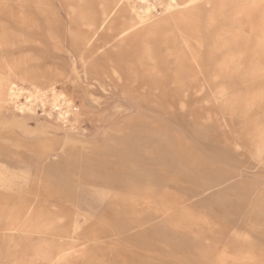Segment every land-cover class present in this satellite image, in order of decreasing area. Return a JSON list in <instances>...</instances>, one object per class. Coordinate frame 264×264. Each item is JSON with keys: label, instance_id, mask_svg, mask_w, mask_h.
<instances>
[{"label": "rangeland", "instance_id": "rangeland-1", "mask_svg": "<svg viewBox=\"0 0 264 264\" xmlns=\"http://www.w3.org/2000/svg\"><path fill=\"white\" fill-rule=\"evenodd\" d=\"M185 1L0 0V264H264V0Z\"/></svg>", "mask_w": 264, "mask_h": 264}, {"label": "built area", "instance_id": "built-area-1", "mask_svg": "<svg viewBox=\"0 0 264 264\" xmlns=\"http://www.w3.org/2000/svg\"><path fill=\"white\" fill-rule=\"evenodd\" d=\"M31 93L22 86L16 85L11 91L10 103L14 109L25 110L31 107ZM47 101L44 99L41 103H38L35 108L43 109L46 107ZM65 100H60L58 104L53 107L54 113L58 115H64Z\"/></svg>", "mask_w": 264, "mask_h": 264}, {"label": "bare ground", "instance_id": "bare-ground-1", "mask_svg": "<svg viewBox=\"0 0 264 264\" xmlns=\"http://www.w3.org/2000/svg\"><path fill=\"white\" fill-rule=\"evenodd\" d=\"M193 2V0H188V1H185L184 4L185 5H189ZM189 7V6H188ZM131 16V15H130ZM129 23L127 24L128 27L126 28H123V30L121 31V33H127L128 31H130L131 28L133 27H136V26H139L140 24H142L145 20V18H142L140 21L134 19L133 17H130L129 19ZM122 36V35H121ZM16 85H12L11 87V90L15 87ZM2 98V97H1ZM263 135V134H262ZM264 138V137H263ZM261 140V139H260ZM259 141V140H258ZM258 144V143H257ZM261 146V145H260ZM261 148V147H260ZM259 149V148H258ZM264 150V149H263Z\"/></svg>", "mask_w": 264, "mask_h": 264}]
</instances>
